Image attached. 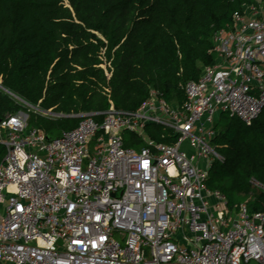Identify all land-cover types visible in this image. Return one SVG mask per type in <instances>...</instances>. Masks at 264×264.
<instances>
[{
    "label": "built area",
    "instance_id": "2783aa9c",
    "mask_svg": "<svg viewBox=\"0 0 264 264\" xmlns=\"http://www.w3.org/2000/svg\"><path fill=\"white\" fill-rule=\"evenodd\" d=\"M213 40L216 61L180 105L151 89L136 109L82 113L53 138L22 111L0 114V264H264V211L230 208L206 184L222 159L219 114L249 125L264 106V7L244 5ZM148 123L176 140L150 138ZM126 132L145 144L125 145Z\"/></svg>",
    "mask_w": 264,
    "mask_h": 264
},
{
    "label": "trees",
    "instance_id": "16d2710c",
    "mask_svg": "<svg viewBox=\"0 0 264 264\" xmlns=\"http://www.w3.org/2000/svg\"><path fill=\"white\" fill-rule=\"evenodd\" d=\"M264 0H0V82L35 111L0 91V114L22 111L29 127L48 138L72 129L79 114L110 104L134 110L156 89L180 105L183 86L213 64L214 33L235 11ZM100 118L99 114H95ZM212 139L214 159L206 184L230 208L264 211V106L245 124L221 112ZM157 141L174 142L169 129L145 125ZM125 145L143 140L125 133ZM5 149L0 145V161Z\"/></svg>",
    "mask_w": 264,
    "mask_h": 264
},
{
    "label": "water",
    "instance_id": "95a60500",
    "mask_svg": "<svg viewBox=\"0 0 264 264\" xmlns=\"http://www.w3.org/2000/svg\"><path fill=\"white\" fill-rule=\"evenodd\" d=\"M79 115H81V114H79ZM25 116H26V114H25ZM47 138H48V137H47ZM247 264H261V263L255 261V260H251V261H249Z\"/></svg>",
    "mask_w": 264,
    "mask_h": 264
}]
</instances>
